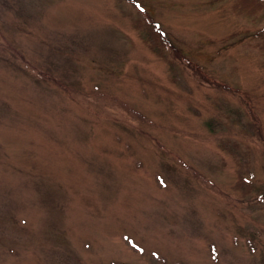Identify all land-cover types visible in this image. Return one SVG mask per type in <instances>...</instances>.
I'll use <instances>...</instances> for the list:
<instances>
[{
    "label": "rangeland",
    "instance_id": "374dc122",
    "mask_svg": "<svg viewBox=\"0 0 264 264\" xmlns=\"http://www.w3.org/2000/svg\"><path fill=\"white\" fill-rule=\"evenodd\" d=\"M232 2L0 0V264H264V6Z\"/></svg>",
    "mask_w": 264,
    "mask_h": 264
},
{
    "label": "trees",
    "instance_id": "16d2710c",
    "mask_svg": "<svg viewBox=\"0 0 264 264\" xmlns=\"http://www.w3.org/2000/svg\"><path fill=\"white\" fill-rule=\"evenodd\" d=\"M264 6V0H233L231 3V10L235 14L245 15V16H253L255 17L260 10ZM146 25L149 26V36L151 39L156 41L152 42L153 45L166 44L165 37L160 29L155 25V23H151L148 19H141ZM138 24V22H137ZM140 25V24H138ZM258 40L255 43H252L254 49L257 50L258 54L262 57V63L264 64V33L257 35ZM251 43V42H250ZM216 120H210L209 125L211 128H214V124ZM218 123V122H217ZM223 148H225L237 161L239 165V171L237 174V180L235 183V189L240 193L243 200H247L249 198V194L254 190V185L249 181L246 176L247 166L249 162L244 157H248L250 154L247 148H244L240 142L236 140H223L222 142ZM260 197V194L257 195V199ZM260 199V198H259Z\"/></svg>",
    "mask_w": 264,
    "mask_h": 264
},
{
    "label": "water",
    "instance_id": "95a60500",
    "mask_svg": "<svg viewBox=\"0 0 264 264\" xmlns=\"http://www.w3.org/2000/svg\"><path fill=\"white\" fill-rule=\"evenodd\" d=\"M263 196H264V194H263Z\"/></svg>",
    "mask_w": 264,
    "mask_h": 264
}]
</instances>
